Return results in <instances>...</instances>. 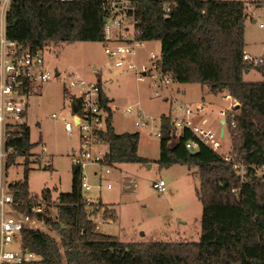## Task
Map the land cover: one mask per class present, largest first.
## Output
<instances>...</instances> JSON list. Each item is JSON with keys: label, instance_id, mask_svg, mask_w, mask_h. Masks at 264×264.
Here are the masks:
<instances>
[{"label": "trees", "instance_id": "obj_1", "mask_svg": "<svg viewBox=\"0 0 264 264\" xmlns=\"http://www.w3.org/2000/svg\"><path fill=\"white\" fill-rule=\"evenodd\" d=\"M135 2L142 37L161 42L163 69L175 82L201 84L214 94L226 91L240 102L228 132L235 161L248 166L245 180L207 147L192 154L185 146L186 136L171 143V119L163 114L157 162L166 168L174 164L197 168L203 206L199 241L122 242L100 232L94 213L103 207L104 217L114 220L116 211L102 202L87 208L82 166L73 164L72 189L59 194L54 214L49 210L50 189L43 191L42 198L31 194L26 163L24 179L9 186L18 209L27 212L34 204L46 203L37 217L59 232L60 241L42 229H27L23 248L35 252L40 264H264V176L255 170L264 166V80L244 79L250 68L263 71L264 61L252 66L243 59L246 4L242 0ZM165 2L171 5L167 16ZM7 33L33 50L50 43L102 42L104 14L97 0H12ZM103 101L110 100L103 94ZM10 134L8 145L15 153L8 165L17 155L30 156L38 144L31 141L27 123L13 126ZM101 136L109 146L107 165L147 163L138 153L140 133H117L112 111Z\"/></svg>", "mask_w": 264, "mask_h": 264}, {"label": "rangeland", "instance_id": "obj_2", "mask_svg": "<svg viewBox=\"0 0 264 264\" xmlns=\"http://www.w3.org/2000/svg\"><path fill=\"white\" fill-rule=\"evenodd\" d=\"M242 1L247 3L248 13L245 42L253 53H258L264 49V0ZM151 51L161 54L159 40L146 41L138 48L134 61L139 64L147 62ZM43 55L47 66L52 70L57 68L61 76L34 85L29 93L27 124L31 128L32 142L38 144L32 149L30 156L17 155L7 167V189L10 184L24 179L28 163L31 194L42 198L43 191L50 189L53 202L49 210L57 213L55 200L61 192L72 189L71 153L80 148L78 135H70L64 127L66 120H73L70 115L73 99L65 92V82L76 76L88 81L100 80L115 107L112 116L115 131L139 132L138 153L149 160L147 163H118L114 166L96 162L84 165V179L92 185L90 191L83 189L84 196L90 197L93 203L103 201L108 206H115L119 215L116 221L107 220L103 218V210L99 208L102 213L93 217L99 230L121 235L124 241H199L203 206L199 197L201 181L197 168L192 167L189 178L171 184V178H177L184 168L175 166L167 169L168 167H162L157 162L160 158V138L156 135L158 130L155 125H160L163 114L174 112L170 108L172 97L166 99L169 94L167 89H162L160 96L155 95L156 71L153 65L147 62L146 75H140L136 69L117 67L100 41L50 43L44 48ZM244 78L262 80L264 76L262 71L250 68L245 71ZM183 84L173 82L170 90H173L179 102L190 104L193 108L199 103L205 104L197 120L217 133L222 128L221 120H226L229 125L230 117L236 111L234 107L240 104L237 99H226L224 92L217 95L205 94V86L201 84ZM74 91L76 92H72ZM232 101L235 106L223 116L221 110L229 107ZM129 106L143 110L150 118L154 117L155 122L140 129L135 125L136 115L125 113ZM226 130L228 132V127ZM173 142L175 141H171ZM223 143L225 149L231 146L229 132L224 136ZM44 146L47 148L46 152L43 151ZM103 149L107 150V146ZM107 168L111 169V173H106ZM95 171L99 175L94 174ZM160 177L168 184V191L164 194L152 187L153 181ZM134 178L137 179L136 189H124L123 183H130ZM108 183L113 185L112 189L106 188ZM42 207H47L46 203H42ZM40 226L42 231L49 232L60 241L58 231L52 230L46 223Z\"/></svg>", "mask_w": 264, "mask_h": 264}, {"label": "built area", "instance_id": "obj_3", "mask_svg": "<svg viewBox=\"0 0 264 264\" xmlns=\"http://www.w3.org/2000/svg\"><path fill=\"white\" fill-rule=\"evenodd\" d=\"M97 1L104 14L102 44L114 65L136 69L140 75H143V72L148 73L146 64L150 62L156 71L155 95L160 96L164 88L169 90L174 79L171 73L163 69L162 54L158 55L151 51L147 62L139 64L134 61L138 48L146 42L142 37L143 31L137 16L135 0ZM11 4L12 0H0V264H38V255L24 249L23 244L25 230L41 229L40 224L45 223L37 217L44 208L41 204H34L29 211H20L18 209L20 204L15 202L10 188L7 189L5 172L9 166V158L15 153V149L8 145V139L13 126L27 123L28 97L32 87L48 82L54 77H60L61 73L57 76V68L52 70L47 66L43 55L45 47L33 50L30 46L8 36L7 14ZM163 9L167 16L171 5L165 2ZM243 59L252 66H258L264 61L263 56L247 53L244 54ZM73 90L76 92H72ZM65 92L73 99L70 112L73 120H66L64 127L70 135L76 133L80 139V148L71 153L72 164L82 166V188L90 191L92 185L84 179L83 168L85 164L95 162L109 166L106 163L109 146L101 135L107 130L109 116L115 107L109 101L104 103L103 94H106L99 81H88L76 76L65 82ZM225 98L233 100L229 93ZM234 106L235 102L232 101L229 107L221 110V114L226 116L227 110ZM204 108L203 102L193 108L190 104L174 99V114L169 115L172 126L171 141L177 142L182 136H186L185 146L190 152L200 151L202 147L209 148L222 160L230 163L244 181L248 166L235 161L231 146L228 149L224 148L223 138L228 133L227 121L225 120L227 125L221 123L225 128L224 135L221 136V129L217 133L213 128L197 120ZM125 113L136 115L135 125L140 129L155 122L154 117L150 118L135 106L126 108ZM231 125L235 126V123L231 122ZM155 128L158 130L156 135L160 138L161 123L155 125ZM104 146H107V150L103 149ZM43 151H47L46 146L43 147ZM255 170L259 176H264V166H257ZM106 173H111V169L107 168ZM131 184L136 188L137 179L134 178ZM106 187L112 188L113 185L108 183ZM152 187L160 194L168 191V184L163 178L153 181ZM85 198L87 208L90 210L93 201L90 197ZM12 246L16 248H11Z\"/></svg>", "mask_w": 264, "mask_h": 264}, {"label": "crops", "instance_id": "obj_4", "mask_svg": "<svg viewBox=\"0 0 264 264\" xmlns=\"http://www.w3.org/2000/svg\"><path fill=\"white\" fill-rule=\"evenodd\" d=\"M245 4H246V13H247V3L245 2ZM248 14V13H247ZM246 19H247V17H246ZM255 21V20H254ZM261 26H263V25H261ZM245 33H246V21H245V29H244V40H245ZM244 52L245 53H247V54H251V55H255V56H263L264 57V49H261L258 53H253L252 52V50H250L249 49V46L246 44V42H245V45H244ZM244 53V54H245ZM136 57H137V55H136ZM135 57V58H136ZM94 69H97L96 67L94 68ZM58 70V69H57ZM59 71V70H58ZM59 73H61L60 71H59ZM262 73H263V76H264V70L262 71ZM245 79V78H244ZM246 80V79H245ZM262 80H264V79H262ZM262 80H247V81H262ZM101 82V81H100ZM175 82V81H174ZM101 84H102V82H101ZM181 84H183V83H181ZM190 84H197V83H190ZM184 85V84H183ZM102 86H103V84H102ZM104 88V87H103ZM206 89V90H205ZM205 89H204V93L205 94H208V95H211V91H209L208 90V88L205 86ZM173 90H170V88H169V90H168V96L166 97V99L167 100H169V97L171 96L172 97V101H171V105H170V108L173 110V103H174V100L173 99H177L178 100V98H177V96L172 92ZM208 93H207V92ZM224 93L225 94H227V92L226 91H224ZM105 94H106V96L108 97V95H107V93L105 92ZM214 94V93H213ZM215 95H217V94H215ZM109 98V97H108ZM233 98V97H232ZM110 100V99H109ZM110 103H111V101H109ZM111 105H112V103H111ZM112 106H114V105H112ZM114 111V110H113ZM113 111H112V116H113ZM172 112L170 111V113H167L166 115H170ZM221 123H222V120H221ZM32 141V140H31ZM139 148V147H138ZM159 159V158H158ZM149 160V159H148ZM158 161V160H157ZM175 166H180V167H182V168H184V170H181L179 173H180V175L177 177V178H171V180H170V182H171V184H174V182H180V180H185V179H187V178H189V175H190V173L192 172V167H189V166H187V165H182V164H174V165H172V166H170V167H168L167 169H171L172 167H175ZM150 167H152V165H150ZM181 168V169H182ZM97 172V173H96ZM94 174H96V175H99V172L98 171H95L94 172ZM160 178H162V177H160ZM159 179V178H158ZM133 180V179H132ZM157 180V179H156ZM132 186V184H131V182L130 183H123V188L124 189H136V188H133V186ZM136 187H137V184H136ZM107 188V187H106ZM113 188V187H112ZM112 188H107V189H112ZM100 202H102V204H104L103 203V201H100ZM98 203H92V205L94 206V205H97ZM93 206H91V207H93ZM94 208H95V206H94ZM110 208H114L115 209V211H116V219H114L113 221H116V220H118V218H119V215H118V212H117V209H116V207L114 206V207H110ZM100 209H102L103 210V213H102V211H100ZM100 209L99 210H97L96 211V213H94V215L92 216V218L94 217V216H96V215H98V214H101L102 213V215H103V218H105L104 217V210H105V208H101L100 207ZM106 219V218H105ZM107 220H110V221H112V219H107ZM98 230H99V228H98ZM100 231V230H99ZM101 232V231H100ZM102 233H104V232H102ZM107 234V233H106ZM145 234V233H144ZM110 235H113V234H110ZM114 236H116L120 241H122V242H145V241H124L122 238V236L121 235H114Z\"/></svg>", "mask_w": 264, "mask_h": 264}, {"label": "water", "instance_id": "obj_5", "mask_svg": "<svg viewBox=\"0 0 264 264\" xmlns=\"http://www.w3.org/2000/svg\"><path fill=\"white\" fill-rule=\"evenodd\" d=\"M56 72H57V76H59V71L56 70ZM143 75H146V72H143ZM76 109H77V108H76V106H75V110H76ZM222 124H223V125L225 124V120H222ZM224 132H225V128H224V126H222V128H221V136L224 135ZM191 153L194 154V155H196V154L199 153V151H192Z\"/></svg>", "mask_w": 264, "mask_h": 264}]
</instances>
